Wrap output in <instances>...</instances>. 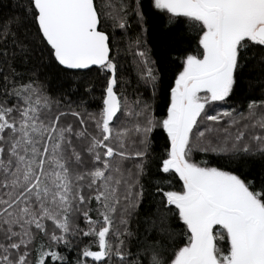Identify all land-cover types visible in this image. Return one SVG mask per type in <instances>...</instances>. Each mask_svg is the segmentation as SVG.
<instances>
[{
	"label": "snow or ice",
	"instance_id": "snow-or-ice-1",
	"mask_svg": "<svg viewBox=\"0 0 264 264\" xmlns=\"http://www.w3.org/2000/svg\"><path fill=\"white\" fill-rule=\"evenodd\" d=\"M0 264H264V0H0Z\"/></svg>",
	"mask_w": 264,
	"mask_h": 264
},
{
	"label": "trees",
	"instance_id": "trees-1",
	"mask_svg": "<svg viewBox=\"0 0 264 264\" xmlns=\"http://www.w3.org/2000/svg\"><path fill=\"white\" fill-rule=\"evenodd\" d=\"M146 209H141V211L143 212V211H145ZM143 217H141V219H142ZM132 227H133V230H135L136 228H137V223H136V218H134L133 219V224H132Z\"/></svg>",
	"mask_w": 264,
	"mask_h": 264
}]
</instances>
